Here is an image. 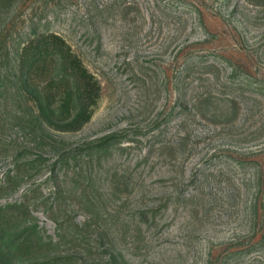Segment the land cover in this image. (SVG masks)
Listing matches in <instances>:
<instances>
[{
	"label": "rangeland",
	"instance_id": "1",
	"mask_svg": "<svg viewBox=\"0 0 264 264\" xmlns=\"http://www.w3.org/2000/svg\"><path fill=\"white\" fill-rule=\"evenodd\" d=\"M46 33L99 83L81 127L18 81ZM0 51L1 225L35 232L15 264H264V0H5Z\"/></svg>",
	"mask_w": 264,
	"mask_h": 264
},
{
	"label": "trees",
	"instance_id": "2",
	"mask_svg": "<svg viewBox=\"0 0 264 264\" xmlns=\"http://www.w3.org/2000/svg\"><path fill=\"white\" fill-rule=\"evenodd\" d=\"M18 52V81L35 109L46 116L49 127L55 130L81 127L91 118L99 98V83L62 37L54 33L30 36ZM48 61L55 63L56 73L48 76L42 87H32V78L44 73ZM54 114L63 119L54 121ZM4 212L0 208V264H15L20 251L31 244L35 232L32 227L15 232L4 230L1 225Z\"/></svg>",
	"mask_w": 264,
	"mask_h": 264
}]
</instances>
